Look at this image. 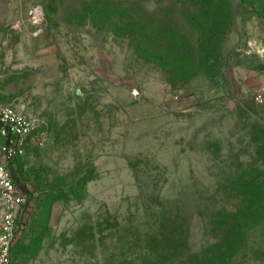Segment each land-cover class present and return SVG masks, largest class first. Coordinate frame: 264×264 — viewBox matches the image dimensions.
Masks as SVG:
<instances>
[{
  "label": "rangeland",
  "instance_id": "rangeland-1",
  "mask_svg": "<svg viewBox=\"0 0 264 264\" xmlns=\"http://www.w3.org/2000/svg\"><path fill=\"white\" fill-rule=\"evenodd\" d=\"M231 2L220 59L192 74L158 38L204 56L198 0H0V102L35 126L12 264H264V227L214 258L224 188L264 159V2ZM4 212L0 194V231Z\"/></svg>",
  "mask_w": 264,
  "mask_h": 264
},
{
  "label": "trees",
  "instance_id": "trees-1",
  "mask_svg": "<svg viewBox=\"0 0 264 264\" xmlns=\"http://www.w3.org/2000/svg\"><path fill=\"white\" fill-rule=\"evenodd\" d=\"M198 1L201 4L203 14L195 18V23L199 34L204 39L201 46L204 56L197 58L192 51L193 48H191L193 44L182 33L163 29L158 38L159 43L168 42L170 46L169 53L163 55L161 62L167 66L175 64L184 68L188 67L192 74L199 69L198 60L202 66L209 68L210 63L220 59L223 38L233 22L232 0ZM257 1L264 2V0ZM188 19L190 20L191 17ZM140 31L145 34L143 45L149 43L148 48L151 49L153 36L151 23L146 21L142 23ZM168 68L170 69V67ZM259 133L261 138L255 137L254 139L257 146H260L256 149L257 155L264 157V128L261 127ZM261 160L262 169H249L251 173L238 175L236 180L228 182L224 188L234 201V205L231 209L226 208L219 213L221 219L218 224L221 229V238L217 245L215 260L227 258L225 257L228 255L227 251L232 254L230 258L237 255L241 251L240 249L246 245L249 231L264 227V159ZM29 203L30 198L28 197L27 204Z\"/></svg>",
  "mask_w": 264,
  "mask_h": 264
},
{
  "label": "built area",
  "instance_id": "built-area-1",
  "mask_svg": "<svg viewBox=\"0 0 264 264\" xmlns=\"http://www.w3.org/2000/svg\"><path fill=\"white\" fill-rule=\"evenodd\" d=\"M30 15L37 23L43 10L38 7ZM34 129L31 119L0 102V194L5 208L0 231V264H12L18 242V216L28 203V197L17 184L13 167L26 154Z\"/></svg>",
  "mask_w": 264,
  "mask_h": 264
}]
</instances>
